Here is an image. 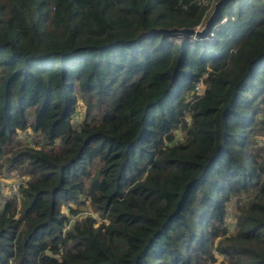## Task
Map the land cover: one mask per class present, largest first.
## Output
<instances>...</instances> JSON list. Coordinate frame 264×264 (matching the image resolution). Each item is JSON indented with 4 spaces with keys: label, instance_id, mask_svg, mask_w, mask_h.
Listing matches in <instances>:
<instances>
[{
    "label": "trees",
    "instance_id": "trees-1",
    "mask_svg": "<svg viewBox=\"0 0 264 264\" xmlns=\"http://www.w3.org/2000/svg\"><path fill=\"white\" fill-rule=\"evenodd\" d=\"M213 1L0 0V264H264V0L151 31Z\"/></svg>",
    "mask_w": 264,
    "mask_h": 264
},
{
    "label": "rangeland",
    "instance_id": "rangeland-1",
    "mask_svg": "<svg viewBox=\"0 0 264 264\" xmlns=\"http://www.w3.org/2000/svg\"><path fill=\"white\" fill-rule=\"evenodd\" d=\"M215 1V0H214ZM214 1L212 2V7H213V4H214ZM206 0H202V3H205ZM212 9V8H211ZM210 9V10H211ZM224 17L221 18L218 23H220L221 21H224ZM203 24V23H202ZM201 24V25H202ZM201 25H195L194 27H201ZM183 36L182 35H178V34H172V39L173 40H180ZM194 36L190 35L188 38L190 39H193ZM199 87H200V84H199ZM83 109V107L81 108ZM78 115L74 114L72 115V118H71V123L74 125L75 123H77V120L79 117L80 119V114L77 112ZM82 116V115H81ZM75 117V118H73ZM30 121H32V118L29 119ZM188 117H186V122L188 121ZM188 123V122H187ZM174 135L176 136L177 138V141H181L183 138H184V133L180 130H176ZM15 138L18 142H22V143H25V144H30L33 142V143H36V144H41L42 142V139L40 137V135H38V133H35L33 132L32 130L30 129H25L24 131H18L15 135ZM255 141H256V145H258L259 147L261 148H264V133H262L261 135H256V138H255ZM5 181L8 182L7 185L9 186L11 183H14L16 184V195H7L6 191H5V194L1 193V196L0 197V205L2 204V201H3V198H6V199H14L16 202H18L19 200V191H18V186L21 184L22 180L20 179H17V177H12L11 174L5 178ZM5 186L3 187V192L4 190L6 189V187L8 186ZM10 188V186H9ZM239 202L243 203L244 202V199H240ZM235 199H230L228 202H227V205L225 207V216H224V225L226 227V229L228 230V233L231 234L233 233V230H234V226H233V222H234V214L236 212V208H235ZM90 213L92 215V213L89 211V209H85L84 211L81 209V212L77 215L78 216H81L83 214L81 213ZM76 221V220H75ZM75 221H72L71 219V216H69L68 218V222L67 224L64 225L63 227V230L67 229L72 223H74ZM212 253L215 254V251H213Z\"/></svg>",
    "mask_w": 264,
    "mask_h": 264
},
{
    "label": "water",
    "instance_id": "water-1",
    "mask_svg": "<svg viewBox=\"0 0 264 264\" xmlns=\"http://www.w3.org/2000/svg\"><path fill=\"white\" fill-rule=\"evenodd\" d=\"M231 0H215L212 9L208 13L206 19L203 21L201 27H176L172 26L169 28H154L151 31H158L164 34H182L185 36L192 35L194 38H206L211 31V24L220 16V6ZM148 32H143L149 33Z\"/></svg>",
    "mask_w": 264,
    "mask_h": 264
},
{
    "label": "built area",
    "instance_id": "built-area-1",
    "mask_svg": "<svg viewBox=\"0 0 264 264\" xmlns=\"http://www.w3.org/2000/svg\"><path fill=\"white\" fill-rule=\"evenodd\" d=\"M197 27V26H196ZM199 84H200V81H197L196 83H195V85H194V89H195V91L196 92H198L199 91ZM73 118H75V117H73ZM9 186H10V188H9ZM8 187H7V189H6V194L7 195H16V184H14V183H11L10 185H9ZM81 214H89L88 212L87 213H81ZM76 218H77V215H73V216H71V219H72V221H75L76 220Z\"/></svg>",
    "mask_w": 264,
    "mask_h": 264
}]
</instances>
